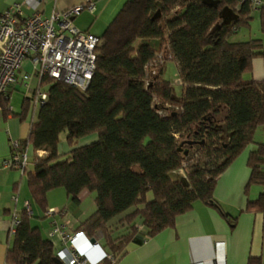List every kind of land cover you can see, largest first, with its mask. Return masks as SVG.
Segmentation results:
<instances>
[{"label": "trees", "instance_id": "trees-1", "mask_svg": "<svg viewBox=\"0 0 264 264\" xmlns=\"http://www.w3.org/2000/svg\"><path fill=\"white\" fill-rule=\"evenodd\" d=\"M214 1L129 0L96 36V69L85 92L43 78L46 102L35 109L26 96L19 113L9 109L11 97L0 96L5 117L31 122L20 151L43 152L23 174L35 207L44 215L47 194L57 189L73 203L83 190L94 194L95 210L76 229L101 241L114 262L136 235V224L150 237L173 227L195 202L217 209L216 179L264 126V83L244 80L251 60L264 57V46L259 39L231 41L255 12L264 35V5ZM167 45L182 81L179 98L154 70ZM64 132L69 146L96 139L62 159ZM247 167L246 193L264 186V144L250 152ZM179 171L184 179L172 180ZM245 211L264 212V193ZM33 218L21 212L7 264H60L53 241Z\"/></svg>", "mask_w": 264, "mask_h": 264}, {"label": "crops", "instance_id": "crops-1", "mask_svg": "<svg viewBox=\"0 0 264 264\" xmlns=\"http://www.w3.org/2000/svg\"><path fill=\"white\" fill-rule=\"evenodd\" d=\"M92 1L94 11L92 13L83 11L74 18L73 24L78 30L81 29L79 31L97 36L96 33L105 30L124 3L129 0ZM259 1L260 5H264V0ZM82 2L83 0H35L32 6H27L24 0H0V14L12 4H20L25 17L35 13L47 17L53 10L63 12ZM81 16L87 20L86 23L80 20ZM253 16L250 26L234 35L232 42L259 39L264 46V35L260 32L258 15L255 12ZM23 73H31L28 63L24 64L18 77ZM32 75L34 84L36 77L34 73ZM244 80L264 83L263 56L251 60V70L244 76ZM30 124V121H20L12 114L5 117L0 111V264H7V253L14 239V234L10 235L9 232L14 213L19 211L21 214L25 204H28L31 216L36 217L35 205L29 197L26 178L17 170L4 166L10 159L11 143L25 141L29 135ZM86 144L88 143L84 145ZM256 145L252 148L248 145L247 149L245 148L216 179L213 198L218 204L217 209L202 202H195L189 211L175 218L173 227L150 237L145 235L139 224H136V235L126 243L124 253L113 264H215L216 244L223 246L225 264H264V212L245 211L248 201H254L264 193V186L261 185H253L247 193L245 192L250 175L247 159ZM33 153L34 156L43 154L41 151ZM27 157L29 160L28 152ZM64 194L62 190L48 193L47 210L61 211L64 200L69 201ZM85 195H89L87 190L79 194L78 204ZM44 216L49 221V225L46 226L48 237L51 223L54 221L63 227L65 233L70 234L77 230L78 222L68 218L65 210L62 214ZM50 238L56 251L59 250L62 247L59 236ZM99 243L110 254L103 243L101 241Z\"/></svg>", "mask_w": 264, "mask_h": 264}, {"label": "built area", "instance_id": "built-area-1", "mask_svg": "<svg viewBox=\"0 0 264 264\" xmlns=\"http://www.w3.org/2000/svg\"><path fill=\"white\" fill-rule=\"evenodd\" d=\"M35 0H24L32 6ZM252 8L260 5L259 0H250ZM92 0H83L80 5L63 12L53 10L43 17L35 13L29 17L23 15L20 4L8 6L0 14V96L10 99L9 90L18 85L25 87L28 98L38 109L47 100V93L40 89L43 78L59 81L85 92L96 69V47L99 38L79 31L73 24L74 18L83 11H94ZM30 65L31 73H18L24 64ZM36 80L33 84V75ZM10 109V107H9ZM10 159L6 168L17 170L23 175L28 169L26 152L20 151L19 141L11 143ZM17 202V199L14 198ZM24 211L31 215L28 204ZM64 211L47 210L46 216L62 214ZM20 223V212H15L10 235H13ZM59 236L62 247L56 251L55 258L60 264H113L98 240L88 237L83 231L75 230L70 234L63 227L52 222L49 237ZM215 264H225L222 244L215 245Z\"/></svg>", "mask_w": 264, "mask_h": 264}, {"label": "rangeland", "instance_id": "rangeland-1", "mask_svg": "<svg viewBox=\"0 0 264 264\" xmlns=\"http://www.w3.org/2000/svg\"><path fill=\"white\" fill-rule=\"evenodd\" d=\"M80 20L84 21V23L87 22L83 16L80 17ZM81 30V29H79ZM104 29L100 33H96L97 36H100L103 33ZM233 38V37H232ZM231 38V40H232ZM165 47V48H164ZM159 53L155 64H154V70L157 72L158 69L161 70L162 73V79L165 81H168L173 89V94L176 98H179L181 96L182 92V81L178 75V68L176 62L173 60L172 55L170 50H168V45L164 46ZM165 58V59H164ZM28 91H26L25 87L22 85H18L15 90L12 91L11 95V100L9 103V107L12 112L19 113L21 111V104L24 99L28 95ZM158 103V101H156ZM26 121H30L29 119H26ZM96 139V135L89 136L88 138L80 139L74 142L73 146H69L67 141H66V133H62L59 137V155H61V158L64 159L66 158V154L68 151L73 147L84 145L85 143H90ZM264 140V126L258 127L257 130L255 131L254 137H253V143L250 144L249 146L252 148L255 146V144H264L262 142ZM247 149V148H246ZM196 150H192V153L194 154ZM28 156H29V166L28 170L30 171L32 168V164L34 161V153L32 149H28ZM26 178V177H25ZM172 180H181L184 179V172L180 171L177 173H174L171 175ZM57 190H62L63 189H57ZM52 192V191H51ZM58 192V191H55ZM50 193V192H49ZM54 194V193H53ZM65 195V194H64ZM91 197H90V196ZM85 195L81 201V203H73L70 200L66 201L64 200V204L61 206L60 210H65L67 213V217L70 218L73 222L76 221V223L81 222L84 220L85 217L90 215L94 210H95V204H94V194H89ZM66 196V195H65ZM30 197V196H29ZM59 201V200H58ZM66 204V207L64 205ZM64 207V208H63ZM131 210H129L127 213H129ZM34 213H36V218L32 219V225L33 226H38L41 228L42 234L46 236V231L48 228L46 227L49 225V221L47 218L44 220L42 219H37L38 218H43V213H40L38 209L35 207ZM124 214H122L123 216ZM121 217V216H118ZM118 217L113 219L111 221V224L116 222L118 220ZM79 219V220H78Z\"/></svg>", "mask_w": 264, "mask_h": 264}, {"label": "water", "instance_id": "water-1", "mask_svg": "<svg viewBox=\"0 0 264 264\" xmlns=\"http://www.w3.org/2000/svg\"><path fill=\"white\" fill-rule=\"evenodd\" d=\"M202 2L207 6H214L217 5V2L214 0H202ZM155 17H159V13L156 14ZM58 262V261H57ZM59 263V262H58Z\"/></svg>", "mask_w": 264, "mask_h": 264}, {"label": "clouds", "instance_id": "clouds-1", "mask_svg": "<svg viewBox=\"0 0 264 264\" xmlns=\"http://www.w3.org/2000/svg\"><path fill=\"white\" fill-rule=\"evenodd\" d=\"M81 231V230H80ZM85 233V232H84ZM86 234V233H85ZM87 235V234H86ZM88 236V235H87ZM89 237V236H88ZM91 238V237H90ZM93 239V238H92ZM95 240V239H94Z\"/></svg>", "mask_w": 264, "mask_h": 264}, {"label": "bare ground", "instance_id": "bare-ground-1", "mask_svg": "<svg viewBox=\"0 0 264 264\" xmlns=\"http://www.w3.org/2000/svg\"><path fill=\"white\" fill-rule=\"evenodd\" d=\"M259 7V6H258ZM28 97V96H27Z\"/></svg>", "mask_w": 264, "mask_h": 264}]
</instances>
